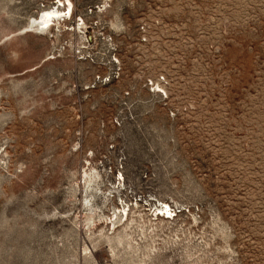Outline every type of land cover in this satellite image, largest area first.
Returning <instances> with one entry per match:
<instances>
[{"label":"rangeland","instance_id":"rangeland-1","mask_svg":"<svg viewBox=\"0 0 264 264\" xmlns=\"http://www.w3.org/2000/svg\"><path fill=\"white\" fill-rule=\"evenodd\" d=\"M70 1L0 0V264H264V0Z\"/></svg>","mask_w":264,"mask_h":264},{"label":"bare ground","instance_id":"bare-ground-1","mask_svg":"<svg viewBox=\"0 0 264 264\" xmlns=\"http://www.w3.org/2000/svg\"><path fill=\"white\" fill-rule=\"evenodd\" d=\"M59 4L56 8H53L51 10L45 11L42 13L41 15V26L42 27H46L48 25H51L52 23H54L55 21H59L60 17L63 16V14L65 15V9L68 8V15H69V9L71 7V1L70 0H66V2H64L63 0H58ZM65 3H67V6H65L63 9H60L59 6L61 5H65ZM72 9V8H71ZM67 17V16H66ZM165 206L168 208V206L165 204ZM166 213V212H165Z\"/></svg>","mask_w":264,"mask_h":264},{"label":"built area","instance_id":"built-area-1","mask_svg":"<svg viewBox=\"0 0 264 264\" xmlns=\"http://www.w3.org/2000/svg\"><path fill=\"white\" fill-rule=\"evenodd\" d=\"M107 80L105 77L102 78V81ZM162 82H165L164 78H160V81H158V83H154V85L152 83H150V85H152L151 90L155 91L156 93H161L162 95H165L164 92V85L162 84Z\"/></svg>","mask_w":264,"mask_h":264}]
</instances>
